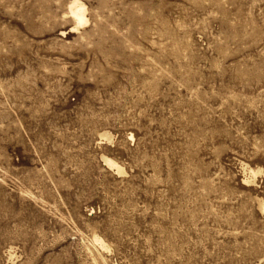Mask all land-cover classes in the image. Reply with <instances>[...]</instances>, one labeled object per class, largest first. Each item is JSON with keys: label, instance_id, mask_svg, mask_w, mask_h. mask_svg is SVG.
<instances>
[{"label": "rangeland", "instance_id": "rangeland-1", "mask_svg": "<svg viewBox=\"0 0 264 264\" xmlns=\"http://www.w3.org/2000/svg\"><path fill=\"white\" fill-rule=\"evenodd\" d=\"M70 1L0 0V264H264V0Z\"/></svg>", "mask_w": 264, "mask_h": 264}, {"label": "bare ground", "instance_id": "bare-ground-1", "mask_svg": "<svg viewBox=\"0 0 264 264\" xmlns=\"http://www.w3.org/2000/svg\"><path fill=\"white\" fill-rule=\"evenodd\" d=\"M68 6H69L68 14L70 15L73 22L75 23V26L73 27L74 31L78 30L80 27L85 26L89 22V20L87 19L86 5L81 0H71ZM103 136L109 138V136L106 134ZM104 162L107 166L116 170L119 174L124 173V169L120 165H118V163L115 162L114 160L106 157L104 158ZM261 208L264 211V205H262ZM94 240L103 249H107V245L100 237L95 236Z\"/></svg>", "mask_w": 264, "mask_h": 264}]
</instances>
